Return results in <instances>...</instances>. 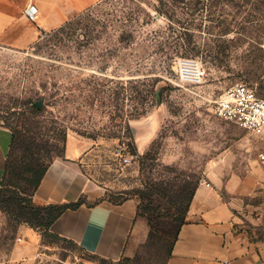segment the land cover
Here are the masks:
<instances>
[{"label": "rangeland", "instance_id": "rangeland-1", "mask_svg": "<svg viewBox=\"0 0 264 264\" xmlns=\"http://www.w3.org/2000/svg\"><path fill=\"white\" fill-rule=\"evenodd\" d=\"M186 59L203 66L201 81L181 78ZM240 82L264 98V0H101L27 48L0 43V124L12 131L0 188V264L18 261L21 225L41 236L26 257L32 264H166L176 232L170 218L220 151L253 138L213 111L219 94ZM69 149L103 192L91 201L138 202L120 260L24 221L43 205L30 180ZM245 201L238 228L264 240V190ZM150 216L158 227L152 236Z\"/></svg>", "mask_w": 264, "mask_h": 264}, {"label": "crops", "instance_id": "crops-1", "mask_svg": "<svg viewBox=\"0 0 264 264\" xmlns=\"http://www.w3.org/2000/svg\"><path fill=\"white\" fill-rule=\"evenodd\" d=\"M100 1L0 0V43L27 48L42 33L60 28ZM29 4L38 7L34 20L24 13ZM250 134L252 139L233 142L220 151L196 185L186 222L179 229L166 264H264V240H251L238 228V214L247 203L246 195L264 190V136ZM11 143V129L0 124V188ZM238 145L242 148L236 150ZM73 152L69 149L64 157L49 164L34 198L41 204H65L86 198L77 207L67 208L50 231L77 243L87 253L120 260L129 252L138 202L134 198L91 201L102 197L103 192L93 187ZM20 236L22 242L15 252L18 261L12 264H32L26 257L36 253L41 236L28 225L20 226Z\"/></svg>", "mask_w": 264, "mask_h": 264}, {"label": "built area", "instance_id": "built-area-1", "mask_svg": "<svg viewBox=\"0 0 264 264\" xmlns=\"http://www.w3.org/2000/svg\"><path fill=\"white\" fill-rule=\"evenodd\" d=\"M25 15L34 20L38 7L29 4ZM181 78L189 82H199L203 79L205 70L196 60L186 59L179 63ZM214 114L223 120L230 121L259 136H264V98L245 83H236L225 89L214 101ZM264 159V154H261ZM125 161H129L126 157ZM207 185L210 183L207 182Z\"/></svg>", "mask_w": 264, "mask_h": 264}, {"label": "trees", "instance_id": "trees-1", "mask_svg": "<svg viewBox=\"0 0 264 264\" xmlns=\"http://www.w3.org/2000/svg\"><path fill=\"white\" fill-rule=\"evenodd\" d=\"M70 21H68L66 24H68ZM63 26H61L60 28H63ZM60 28H58V29H60ZM163 89H164V86H161V87L156 89L155 97H156L157 100H161L162 99V91H163ZM34 107H36V104L34 105ZM11 145H12V143H11ZM8 162H9V154H8V160H7L6 168L8 167V164H9ZM49 164H47L46 166H44L43 168H41L38 171V175H37L36 178H34V179L32 178L30 180L34 184L35 190L38 187L39 183L41 182V179L44 176ZM5 172H6V169H5ZM4 175H5V173H4ZM195 188H196V186H195ZM195 188H194V190H193V192L191 194L190 200L187 203V206L185 207V209L179 215H177L174 218L172 217V219L170 218V220L168 221L169 224H171L173 227H176V232L174 234V238H173V242H172V246H171L169 255L171 254L172 249H173V245H174L175 241L177 240V236H178V232H179L180 227L186 222V215H187V212H188V209H189L190 202H191V200L193 198V195H194V192H195ZM0 196H1V190H0ZM83 201H84V199L80 198L78 201L71 202V203H65V204H43L42 206L38 205L37 209L31 213L32 216H28V218H26L24 221L28 222L30 225H32L34 227L45 228V229H47L46 231H50L51 225L54 223V221L67 208L77 207ZM42 209H44V210L48 209V211L44 212V214L41 215V210ZM23 210H24V208L22 207L21 208V211H22L21 213H23L22 215L30 213L28 211H24L23 212ZM149 219H150V227H151L150 236H152L153 233L156 231V228H158V227L153 222V218L151 216H150Z\"/></svg>", "mask_w": 264, "mask_h": 264}, {"label": "water", "instance_id": "water-1", "mask_svg": "<svg viewBox=\"0 0 264 264\" xmlns=\"http://www.w3.org/2000/svg\"><path fill=\"white\" fill-rule=\"evenodd\" d=\"M40 104H41L40 100L36 101V106H40Z\"/></svg>", "mask_w": 264, "mask_h": 264}]
</instances>
